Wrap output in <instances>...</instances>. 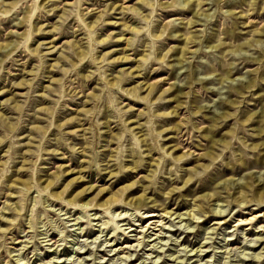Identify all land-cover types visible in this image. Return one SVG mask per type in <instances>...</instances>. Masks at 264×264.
I'll return each mask as SVG.
<instances>
[{
  "label": "clouds",
  "instance_id": "9594fccd",
  "mask_svg": "<svg viewBox=\"0 0 264 264\" xmlns=\"http://www.w3.org/2000/svg\"><path fill=\"white\" fill-rule=\"evenodd\" d=\"M0 82V264H264V0H0Z\"/></svg>",
  "mask_w": 264,
  "mask_h": 264
},
{
  "label": "rangeland",
  "instance_id": "374dc122",
  "mask_svg": "<svg viewBox=\"0 0 264 264\" xmlns=\"http://www.w3.org/2000/svg\"><path fill=\"white\" fill-rule=\"evenodd\" d=\"M118 29H115V28H113V27H109L108 29H107V31H117ZM107 31L105 32V34H107ZM175 43H177V44H180L181 46H182V42H179V41H177V42H175ZM108 47H114V48H118V49H122L123 47H124V44L122 43V42H118V43H114V44H112V45H110V46H107L104 50H107V48ZM123 53L122 52H116V53H114L113 55H122ZM120 67H131V66H133V65H131L130 63H123V64H121V65H119ZM166 73H157L155 76H153L152 78L153 79H155V78H157V77H159L160 75H165ZM19 77H13V79H18ZM5 85L2 83V82H0V87H4ZM17 91H19V89H17ZM11 93H7V94H5V96H2V97H0V99H5L6 97H7V95H10ZM255 95V94H254ZM251 99V106L249 107V110H252V108H254V107H259V106H261V105H264V98H262V99H259V100H257V99H253V98H250ZM170 122H172V123H174V121H170ZM170 143H175V141H170ZM60 162H62V161H59V160H53L52 162H51V165H50V167H55V164L56 163H60ZM261 163H264V161H262ZM132 177L131 176H125V177H123L122 178V183H125V182H127L128 180H130ZM208 189V186L207 185H205V186H202V188H197L196 186H193V187H191L188 191H187V193L185 194L186 195V197L188 198V199H186L185 201H183L182 203H181V205H180V210H186L187 209V207L189 206V204H188V200H190V199H193V198H195V196H197V195H200L201 193H202V191H206ZM260 211H264V208H262V209H260ZM244 217V214L243 213H238L237 214V218H243ZM213 219H215V218H213ZM210 223H212V220L210 219L209 221H207L206 222V224L205 225H202V227H205V226H207L208 224H210ZM257 224H260V223H264V219H261V220H258L257 222H256ZM231 225H226L225 227H230ZM252 234H254V233H249V235H252ZM89 235H95V233H90ZM200 238H201V233H197L196 234V237H195V239H193V238H191V237H188V238H186L185 239V241H184V243H186V244H189L190 246H192V247H196V246H198V244H199V240H200ZM131 241H129V240H125L124 241V243H130ZM234 243H238V241H236V242H234ZM67 254V253H66ZM134 264H135V262H134Z\"/></svg>",
  "mask_w": 264,
  "mask_h": 264
}]
</instances>
